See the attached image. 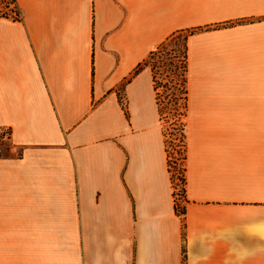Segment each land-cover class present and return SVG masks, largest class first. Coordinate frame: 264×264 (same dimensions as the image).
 <instances>
[{
	"label": "crops",
	"instance_id": "0c3cea01",
	"mask_svg": "<svg viewBox=\"0 0 264 264\" xmlns=\"http://www.w3.org/2000/svg\"><path fill=\"white\" fill-rule=\"evenodd\" d=\"M14 2L0 264H264V0ZM183 32L178 216L144 62Z\"/></svg>",
	"mask_w": 264,
	"mask_h": 264
},
{
	"label": "rangeland",
	"instance_id": "374dc122",
	"mask_svg": "<svg viewBox=\"0 0 264 264\" xmlns=\"http://www.w3.org/2000/svg\"><path fill=\"white\" fill-rule=\"evenodd\" d=\"M13 8V10H12ZM18 13L17 8L11 5V0H0V14L6 13L12 16ZM189 32L173 35L159 45L152 55L145 60L147 67L154 76L157 87V99L159 103V118L164 136L170 181L174 193L178 191L183 201V209H175L178 216L185 213L184 197V168L185 159V118L187 115V47L186 42ZM182 135V137H180Z\"/></svg>",
	"mask_w": 264,
	"mask_h": 264
},
{
	"label": "built area",
	"instance_id": "2783aa9c",
	"mask_svg": "<svg viewBox=\"0 0 264 264\" xmlns=\"http://www.w3.org/2000/svg\"><path fill=\"white\" fill-rule=\"evenodd\" d=\"M5 1V0H4ZM7 1V0H6ZM11 5L14 7V8H17L16 5H15V2L14 0H11ZM13 10V8H12ZM18 10V9H17ZM19 11V10H18ZM10 13H12V16H10L9 14V18H12V19H19L20 16L18 17V13H13L12 11H10ZM20 13V12H19ZM9 138H10V132L8 129H5V128H0V157L3 155L4 151H5V148H6V144L8 143L9 141ZM177 193H179L178 191H176L174 193L175 195V200L173 198V201H174V207L175 209L178 210V208H180L181 210L183 209L184 205H183V201L184 199H182L181 197V200L180 199V196L177 195Z\"/></svg>",
	"mask_w": 264,
	"mask_h": 264
},
{
	"label": "trees",
	"instance_id": "16d2710c",
	"mask_svg": "<svg viewBox=\"0 0 264 264\" xmlns=\"http://www.w3.org/2000/svg\"><path fill=\"white\" fill-rule=\"evenodd\" d=\"M0 18H9V15L6 14V13H2V14H0ZM152 54H153V52L150 53V55H152ZM144 66H147L146 62H144ZM152 78H153V90L156 93L155 100H156L157 106H159L158 99H157V87L155 86V80H154V76L153 75H152ZM180 137H182V135H180ZM169 168H170V165H169V162H168V169Z\"/></svg>",
	"mask_w": 264,
	"mask_h": 264
}]
</instances>
